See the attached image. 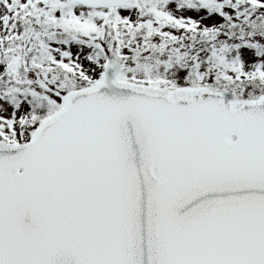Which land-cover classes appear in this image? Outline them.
<instances>
[{"label":"water","instance_id":"95a60500","mask_svg":"<svg viewBox=\"0 0 264 264\" xmlns=\"http://www.w3.org/2000/svg\"><path fill=\"white\" fill-rule=\"evenodd\" d=\"M118 75L0 142V264H264V96Z\"/></svg>","mask_w":264,"mask_h":264},{"label":"rangeland","instance_id":"374dc122","mask_svg":"<svg viewBox=\"0 0 264 264\" xmlns=\"http://www.w3.org/2000/svg\"><path fill=\"white\" fill-rule=\"evenodd\" d=\"M7 1L16 2L18 10L29 6L35 8V13L52 11L55 18L43 24L27 25V34L19 39L14 50L5 55L2 54L0 45V132L4 135L3 139H11L9 142L5 141L6 143L28 142L46 116H52L61 108L70 91V88L63 86L61 63H68L67 69H72L92 85L100 81L106 65L117 62L120 81L171 91L185 88L186 74L167 69V64L174 66L170 62L172 59L183 62L193 60L188 57L187 50L190 47L183 39V30H179L172 37L173 41L164 47L167 51H173L170 60L167 53L158 54V57H151L150 53H137L143 58L137 60L138 57L133 58L136 54L133 52L139 51L140 46H144L143 42L140 40L135 44L129 41L131 34L125 35L122 30L135 28L141 22L153 21L158 26L168 28L165 31L183 29L186 26L200 37L213 38L215 47L200 43L194 45L192 54L202 52V60L207 55L206 49H218V57L229 68L233 65L234 88L230 91L236 94L238 101H250L257 96H253L247 88L245 92L242 91L244 88L235 84L239 82L238 79L254 75L264 79V36L253 38L242 32L237 39H231L229 46V43L223 46L226 39H230L226 38L228 35L225 32L226 20L223 12H228L235 20L243 13L245 15L247 8L264 11V0H141V12L129 8H85L73 5L69 0ZM110 16L114 18L111 21ZM74 23H79L86 29V35H90L92 42L77 46L72 40L65 39L74 33L71 30ZM164 36L165 34L158 37L159 44L172 39L169 35ZM30 49L31 55L28 54ZM159 57L166 60L164 63L167 64L155 63V59ZM218 63L215 61L212 67L219 71ZM27 65L32 71L25 67ZM229 68L226 72L228 78L231 75ZM215 74L216 71L205 76L212 77ZM23 80H29L30 86L23 83ZM26 94L31 98L35 97V110L40 113L35 116V123L29 124L31 129L24 131L21 126L30 110Z\"/></svg>","mask_w":264,"mask_h":264},{"label":"trees","instance_id":"16d2710c","mask_svg":"<svg viewBox=\"0 0 264 264\" xmlns=\"http://www.w3.org/2000/svg\"><path fill=\"white\" fill-rule=\"evenodd\" d=\"M50 4V3H49ZM255 7V6H252ZM20 10V11H19ZM16 9V2L14 3H8L7 0H0V45H1V52L3 55L6 53L14 50L17 46V43H19V39L27 34L26 27L27 25L33 26L37 23L43 24L46 21H51V19L55 18L53 17V12H40L35 13V8H31L29 6L22 7L20 9ZM54 10V9H52ZM220 9L218 8V11ZM55 11V10H54ZM247 13H244L241 15L240 18H236L235 20L233 17H230L228 15V12H223V16L225 15V32H227L228 37L230 39H226V43H224L223 46L228 44L229 46L231 43V39H237V37H240L242 32L248 34V36L259 37L264 36V11L263 10H256L253 8H247L245 10ZM244 11V12H245ZM45 13V14H44ZM14 15V16H13ZM254 18V20H251ZM113 16L109 17V21L113 20ZM243 19V20H240ZM56 20V19H55ZM57 21V20H56ZM126 27V26H125ZM166 27L158 26L153 23V21L148 22H141L139 26L135 28H128L126 31L125 29L122 30L125 35L131 34V39H128L129 41H133L135 44H138L140 40H142L144 46H140L139 51H134V59L137 58V60H142L143 58L140 57L137 53H146L151 55V57H158V54H164L167 53V58L170 60L172 57L173 51H167L164 49L165 45H169L174 38L176 33L179 32V30H183L184 36L183 39L189 43L190 49H188V57H192L193 60L183 62V60H175L172 59L173 65L164 63L166 60H163L162 58H156L154 61L155 63H159V65L167 64L169 65L167 69H174L175 72L181 73L184 72L186 75L185 79V87L187 88H197V87H211L213 89H233V65L231 67H228V64H225L226 62L218 57V52H216L217 48H209L206 49L205 52H207L206 56H204V59L201 60V54L202 52H197L192 54L194 51V45H200L202 43L203 45H210L211 47H215L213 38L206 36V37H200L198 33H195L194 31H191L188 29V27L184 26L183 29H171L168 31H165ZM74 33L72 35H69L66 40H72L73 43H75L77 46H83L89 44L91 41L90 35H86L87 31L85 28H83L79 23H74L72 25L71 29ZM164 31V32H163ZM224 32V33H225ZM52 34V33H50ZM167 36L169 35L172 39H168V41L163 44H159L157 41L158 37L160 35ZM48 36H55V35H48ZM164 36V37H165ZM161 38V37H160ZM222 43V44H223ZM222 46V45H221ZM226 46V47H227ZM32 49V48H31ZM31 49L29 50L28 54L31 55ZM146 51V52H144ZM99 56V55H97ZM148 60V59H144ZM218 63L217 68H219V71L213 68L212 64ZM67 64L61 63V70L63 74V80H64V87L70 88L69 90H79L84 89L87 87H90L92 84L90 82H86L80 75L76 74L72 69L66 68ZM215 66V65H214ZM26 68L30 69L29 66H25ZM143 68V67H142ZM183 68V69H182ZM228 68L231 70L229 78L227 77L228 74ZM216 71L215 76L212 75V77H207L205 74H211ZM27 72H30L27 70ZM17 75V73H16ZM62 76V75H61ZM211 78V79H210ZM210 79V80H206ZM239 82H235V84H240L244 89L242 91H246L245 88H247L250 93L254 96L252 100H256L259 97L264 95V79L262 77L254 75L252 77H243V79H238ZM23 83H26V85L30 86L29 80H23ZM237 87V85H235ZM26 101L30 105V110L28 111L27 116H25L23 123H22V129L30 130L31 127L29 126L30 123H33L35 120V116L40 113L39 110H35V106L37 104L36 100H33L35 97L28 96L26 94ZM49 117V116H46ZM45 117V118H46ZM35 123V122H34ZM4 135L2 132H0V141H11V139H3Z\"/></svg>","mask_w":264,"mask_h":264}]
</instances>
